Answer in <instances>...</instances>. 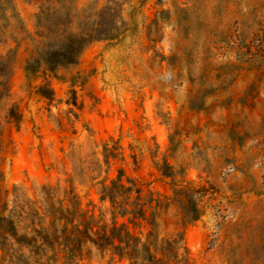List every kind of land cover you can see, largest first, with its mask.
<instances>
[{
    "label": "rangeland",
    "instance_id": "rangeland-1",
    "mask_svg": "<svg viewBox=\"0 0 264 264\" xmlns=\"http://www.w3.org/2000/svg\"><path fill=\"white\" fill-rule=\"evenodd\" d=\"M111 2L117 38L31 78L47 0L5 4L0 264H264V0H76Z\"/></svg>",
    "mask_w": 264,
    "mask_h": 264
},
{
    "label": "trees",
    "instance_id": "trees-1",
    "mask_svg": "<svg viewBox=\"0 0 264 264\" xmlns=\"http://www.w3.org/2000/svg\"><path fill=\"white\" fill-rule=\"evenodd\" d=\"M10 0H0V21H7L5 4ZM122 20L119 11L112 2L98 11L89 8L79 9L76 0H47L37 15L36 32L33 36L34 48L26 60L27 78L39 74L42 70L55 73L59 69L78 64L84 51L92 44L113 40L120 35ZM0 61V89H8L13 68L5 72L7 63ZM9 117L15 121L19 115L14 109ZM167 176L168 173H166ZM188 195L190 190L181 187L175 193ZM200 210L194 206L189 212L190 221H197Z\"/></svg>",
    "mask_w": 264,
    "mask_h": 264
},
{
    "label": "crops",
    "instance_id": "crops-1",
    "mask_svg": "<svg viewBox=\"0 0 264 264\" xmlns=\"http://www.w3.org/2000/svg\"><path fill=\"white\" fill-rule=\"evenodd\" d=\"M22 15L29 17L30 12H35L41 0H16Z\"/></svg>",
    "mask_w": 264,
    "mask_h": 264
}]
</instances>
